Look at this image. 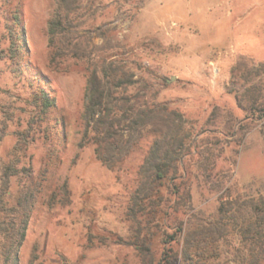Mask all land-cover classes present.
<instances>
[{"label":"rangeland","instance_id":"rangeland-1","mask_svg":"<svg viewBox=\"0 0 264 264\" xmlns=\"http://www.w3.org/2000/svg\"><path fill=\"white\" fill-rule=\"evenodd\" d=\"M252 1L82 0L79 29L92 30V49L108 39L119 45L156 100L198 125L216 107L219 116L208 126L219 132L225 112H231L246 128L232 134L216 169L236 159V187L257 196L264 195V73L256 71L264 63V14L259 20L255 14L262 9L249 11ZM55 7L56 0H0V166L12 158L17 132L31 124L15 158L40 181L17 264H141L136 250L123 243L131 233L125 210L152 135L114 170L96 158L92 143L78 145L86 61L69 56L51 61L47 22ZM97 29L109 33L102 38ZM40 89L55 106L46 123H31ZM64 181L68 202L49 206V196L59 198ZM18 187L11 178L3 196L7 206L14 204ZM190 194L195 210L215 213L216 193L193 180Z\"/></svg>","mask_w":264,"mask_h":264},{"label":"trees","instance_id":"trees-1","mask_svg":"<svg viewBox=\"0 0 264 264\" xmlns=\"http://www.w3.org/2000/svg\"><path fill=\"white\" fill-rule=\"evenodd\" d=\"M84 7L82 0H56L47 22L51 61L63 56L86 61L78 145L92 143L96 158L114 170L146 134L152 135L137 171V184L129 195L125 219L131 233L123 243L136 250L141 264H264V195L243 194L236 187V159L229 167L216 169L232 134L244 132L246 127L226 111L223 129L218 132L208 126L219 116L216 107L205 125H198L168 102L157 101L156 92L136 77L119 45L108 39L104 45L90 48L92 30L79 29ZM96 33L105 38L109 32L100 29ZM14 50L19 52L12 46ZM259 69L264 73V63L258 64L256 71ZM34 98L37 109L31 123H46L54 98L44 89ZM237 104L241 105L238 98ZM30 129L31 124L25 132H17L12 158L0 166V257L4 264H17L39 191L40 181L34 179L29 167H18L15 158ZM11 178L17 179L19 187L14 204L7 206L3 196L10 189ZM193 180L217 194L213 215L205 216L193 207ZM57 196H49V206L68 202L66 181Z\"/></svg>","mask_w":264,"mask_h":264},{"label":"crops","instance_id":"crops-1","mask_svg":"<svg viewBox=\"0 0 264 264\" xmlns=\"http://www.w3.org/2000/svg\"><path fill=\"white\" fill-rule=\"evenodd\" d=\"M257 6H258V8H260L262 10H260L261 12L259 11L258 14H255V15L258 16L257 19L261 20L262 19L261 16L264 14V13H262V12H264V8H263L264 7V0H253L252 2H250L248 9L250 11L253 7H257Z\"/></svg>","mask_w":264,"mask_h":264}]
</instances>
